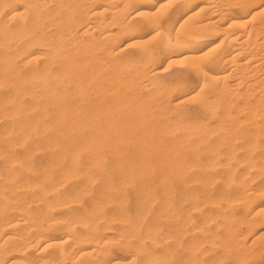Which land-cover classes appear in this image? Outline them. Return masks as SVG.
<instances>
[{"label": "bare ground", "instance_id": "obj_1", "mask_svg": "<svg viewBox=\"0 0 264 264\" xmlns=\"http://www.w3.org/2000/svg\"><path fill=\"white\" fill-rule=\"evenodd\" d=\"M199 2L0 0V264H264V0Z\"/></svg>", "mask_w": 264, "mask_h": 264}, {"label": "rangeland", "instance_id": "obj_2", "mask_svg": "<svg viewBox=\"0 0 264 264\" xmlns=\"http://www.w3.org/2000/svg\"><path fill=\"white\" fill-rule=\"evenodd\" d=\"M199 1V0H198ZM202 1H204V0H202ZM200 2H201V0H200ZM199 2V3H200ZM237 27H239V26H237ZM239 29V28H238ZM127 44H129V40H124L121 44H120V46L122 47V46H126ZM138 48V46H133V47H131V49H132V51H135L136 49ZM134 54V52H130L129 53V55H133ZM203 61H204V63L206 62V59L204 58L203 59ZM113 62H111V64H112ZM109 65H110V67L107 65V67H105V68H103V70L101 71V73L103 74V77L101 78V80H100V85L101 86H103L102 88H105L106 89V91H107V88L110 90L109 92L111 93H108V91H107V93H108V95L110 94V97L107 99V101H104L102 104H103V106H110L111 108H112V111L111 112H113V114L114 115H118V112H120V114H119V116H120V118H122V119H126V120H130V121H133V119H134V121L136 120L134 117H133V112L132 111H135V107H133V106H135V104H134V102L132 101H128V103H127V101L119 108V107H117V106H119L118 104H119V101H118V99H117V96L116 95H113V94H117V91H116V89H115V91L113 92L112 91V89H114V88H116V87H113L115 84H116V82L113 80V78L114 77H116L117 76V73L115 72V70H116V67L115 66H113V64H115V62L111 65L110 63H108ZM168 65V66H167ZM115 67V68H114ZM228 67V66H227ZM119 68V67H118ZM160 69V70H163L164 68V70L166 71L165 72V74H164V77L162 78V83L165 85V87L166 88H170L172 85H174L177 81H182V80H184L185 79V75H184V71L186 70V68H187V63L186 62H180V61H173V62H171L170 64H166V65H160V66H156L155 67V69ZM167 68V69H166ZM181 70V71H180ZM193 78V75L191 76V79ZM170 79V80H169ZM230 79V78H229ZM227 80V82L229 83V84H231V83H233V79L234 78H232L231 77V79L230 80ZM175 80V81H174ZM114 81V82H113ZM103 84V85H102ZM169 86V87H168ZM113 87V88H112ZM110 88H112V89H110ZM105 89H103L104 91H105ZM127 92V94L128 95H130V93H129V91H126ZM163 93L164 92H161V94L163 95ZM161 94H158L159 95V97H160V95ZM171 96V95H170ZM167 96V97H165L164 99V101H166L165 102V105H167V102H169V104L167 105V106H170V105H172L173 104V102L176 100V98H177V96L176 95H173V96ZM130 98V97H129ZM169 98H170V100H169ZM131 99V98H130ZM166 99H168V101L166 100ZM117 101H118V103H117ZM121 101V100H120ZM114 102V103H113ZM116 103V104H115ZM122 103V102H121ZM198 103H199V98H191L190 99V101H188L187 103H185V105L184 106H181V108H180V110H179V112H188V113H190L191 115H196V110H197V105H198ZM121 105V104H120ZM134 109V110H133ZM128 111V112H127ZM130 111V112H129ZM116 113V114H115ZM175 115V112L174 111H172V113L170 114V116H174ZM202 115V114H201ZM116 117V116H115ZM1 124H0V127L2 126V124H4V123H6V120H2V122H0ZM136 123V122H135ZM118 129H119V123H118V121L116 120H114L113 122H112V124L110 125V128H109V131H108V135H107V138L109 139V140H114V139H116V137H117V131H118ZM130 131H131V133H132V135L133 136H139L140 135V132H141V129H140V127H139V125H133L131 128H130ZM119 132V131H118ZM127 135H128V133H127ZM126 135V138L128 137ZM45 156V152L44 151H38L37 153L35 152V159H36V161L38 162V161H42L43 160V157ZM115 181H117V180H115ZM119 181V180H118ZM77 181L76 180H69L68 182H66L65 184V187L63 188V190H66L67 191V194L69 195V194H71V192H72V190L74 189V186H75V183H76ZM80 182V184L82 183V180H80L79 181ZM120 182V181H119ZM138 180H136V181H134V183H130V182H123V183H121V191H116L115 192V194L117 195V193H121V194H124V196H125V198H127L128 199V201H127V206H128V208H129V210L133 213V212H135V209H136V205H137V203H136V192H135V189H137V187H138ZM115 184H119V183H117V182H115ZM90 186H91V191L88 193V194H86V195H84L83 197H84V204L86 205V206H88L89 204V200H90V197H98L101 193H102V190H103V184L102 183H100L99 181H96V182H92L91 184H90ZM73 207H78V208H80V206H78V205H73ZM112 210H114V208L112 207V206H109V207H107V211L110 213V212H112ZM59 213V211H57V214ZM150 218L151 217H149V222H150ZM261 227V228H260ZM258 232L260 233H264V225L262 224V226H261V224L258 226ZM115 248V249H114ZM113 249H114V252L116 253V255L117 256H124L125 255V253L124 252H122L123 250H121L120 248H117V247H114ZM117 250V251H116ZM119 251V252H118ZM119 253H122V254H119ZM124 254V255H123Z\"/></svg>", "mask_w": 264, "mask_h": 264}]
</instances>
